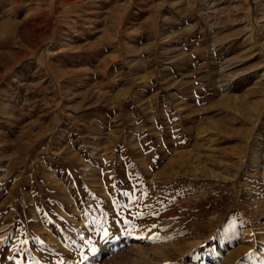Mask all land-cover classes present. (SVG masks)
I'll list each match as a JSON object with an SVG mask.
<instances>
[{"label":"rangeland","instance_id":"1","mask_svg":"<svg viewBox=\"0 0 264 264\" xmlns=\"http://www.w3.org/2000/svg\"><path fill=\"white\" fill-rule=\"evenodd\" d=\"M0 264H264V0H0Z\"/></svg>","mask_w":264,"mask_h":264},{"label":"bare ground","instance_id":"2","mask_svg":"<svg viewBox=\"0 0 264 264\" xmlns=\"http://www.w3.org/2000/svg\"><path fill=\"white\" fill-rule=\"evenodd\" d=\"M78 2V1H77Z\"/></svg>","mask_w":264,"mask_h":264}]
</instances>
